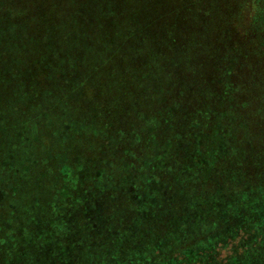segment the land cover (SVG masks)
<instances>
[{
	"label": "trees",
	"instance_id": "1",
	"mask_svg": "<svg viewBox=\"0 0 264 264\" xmlns=\"http://www.w3.org/2000/svg\"><path fill=\"white\" fill-rule=\"evenodd\" d=\"M0 264H264V0H0Z\"/></svg>",
	"mask_w": 264,
	"mask_h": 264
},
{
	"label": "rangeland",
	"instance_id": "2",
	"mask_svg": "<svg viewBox=\"0 0 264 264\" xmlns=\"http://www.w3.org/2000/svg\"><path fill=\"white\" fill-rule=\"evenodd\" d=\"M233 241L229 242V245L226 248H218V256L221 258L226 259L225 257H229L233 254V251H235V253L237 254H243L244 248H242V246L237 242H235L234 244H232ZM232 257V256H231Z\"/></svg>",
	"mask_w": 264,
	"mask_h": 264
}]
</instances>
